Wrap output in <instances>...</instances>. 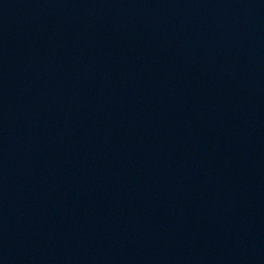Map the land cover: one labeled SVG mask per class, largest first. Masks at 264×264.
Returning a JSON list of instances; mask_svg holds the SVG:
<instances>
[{
	"label": "water",
	"instance_id": "obj_1",
	"mask_svg": "<svg viewBox=\"0 0 264 264\" xmlns=\"http://www.w3.org/2000/svg\"><path fill=\"white\" fill-rule=\"evenodd\" d=\"M0 264H264V0H0Z\"/></svg>",
	"mask_w": 264,
	"mask_h": 264
}]
</instances>
